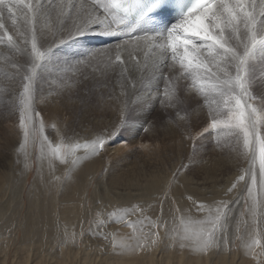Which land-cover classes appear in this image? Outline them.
<instances>
[{"label":"snow or ice","instance_id":"1","mask_svg":"<svg viewBox=\"0 0 264 264\" xmlns=\"http://www.w3.org/2000/svg\"><path fill=\"white\" fill-rule=\"evenodd\" d=\"M258 61L264 62V0H0V120L13 121L15 162L26 172L34 160L46 161L53 172L65 166L57 181H73L120 134L137 89L144 95L136 101L158 103L193 154L212 141L215 150L235 154L238 166L247 165L210 203L180 190L188 164L158 175L148 198L130 207L108 211L97 190L95 207L80 205L88 214L79 232L65 227L59 243L75 246L87 237L113 257L163 245L203 258L232 251L234 236L246 257L264 264V77L257 76ZM110 77L120 89L108 97L119 105L110 129L82 140L67 131L65 120L46 124L41 105L55 97L83 106L91 90L81 95L82 86ZM116 226L130 232L108 231Z\"/></svg>","mask_w":264,"mask_h":264},{"label":"bare ground","instance_id":"2","mask_svg":"<svg viewBox=\"0 0 264 264\" xmlns=\"http://www.w3.org/2000/svg\"><path fill=\"white\" fill-rule=\"evenodd\" d=\"M63 50L67 51V46ZM257 76L264 77V62H257ZM105 83L107 87L104 86ZM159 87L162 91V82ZM88 89L91 90V98L89 103L83 106L80 103H71L67 98L58 100L55 97L47 105H41L40 111L46 124H50L58 117L67 122L69 133L75 130L76 126H80V131L85 127V130L88 129L92 134L110 129L111 124L119 120V105L108 98L113 89L115 95L119 94L116 78L110 77L107 81L104 78L90 79L82 86L81 95ZM129 91H133L130 86ZM135 92L136 94L130 97L132 103L129 106L127 123L123 127L127 142H123L122 146L109 147L103 152L104 157L100 154L88 160L71 182L55 179L64 175L65 166L58 164L53 172L48 168L46 161L41 163L37 160L36 176L25 196L23 193L29 183L31 171L26 172L22 163L14 168L12 158L0 151V204L5 201L2 194L4 185L13 173L17 191L12 199H15L18 215L25 211L22 222L14 220L7 235L4 234L6 225L0 227V264H255L251 258L244 255L242 242L235 240L234 236L232 251L213 252L203 258L194 256L189 249L181 250L178 247L170 249L163 245L136 256L113 257L110 248L105 249L102 242L90 241L87 237L82 244L78 243L75 246H62L59 243L65 227L69 231L75 229L79 232L80 224L88 214L87 208H81L80 205L92 204L95 207L97 190L102 188L106 180L109 183L108 186L104 185L106 191L103 186L102 195L104 203L108 206L107 210L111 211L114 206L130 207L137 201L147 199L146 193L152 188L158 175H167L186 163L184 157L177 161L172 157L168 158L164 152L161 153L162 150L158 151V144L155 153L149 155V144L146 142L149 136H154L152 142L162 139L161 137H165L164 140L169 138L171 141L174 137L178 138L179 134L168 126L167 116L158 103L153 101L152 104L144 106L142 102L136 101V95H144L143 90L137 89ZM154 92L155 89L153 94ZM98 98L99 100L105 98L102 101L104 104L100 105L98 102L96 104V101H93ZM85 119L86 125L83 123ZM108 119L111 124L107 126ZM2 124L0 121V125ZM147 127L148 132L142 133ZM48 128L50 129L46 128L45 131L53 130L51 127ZM0 136L5 141L7 149L16 144L17 136L12 126L0 128ZM142 145H146L147 148ZM130 159H133L134 163L128 165ZM227 168L228 166L219 173L212 174V177H217L218 183L229 181L233 173ZM94 183L96 186L90 194V188ZM181 183L184 185L181 191L210 203L208 196L206 198L203 194L206 180L190 181L188 175H183ZM3 208H0L1 215L4 212ZM108 231H118L121 235H127L130 229L116 226ZM20 234L23 235L21 242Z\"/></svg>","mask_w":264,"mask_h":264},{"label":"rangeland","instance_id":"3","mask_svg":"<svg viewBox=\"0 0 264 264\" xmlns=\"http://www.w3.org/2000/svg\"><path fill=\"white\" fill-rule=\"evenodd\" d=\"M100 97V96H99ZM99 100V98L97 99ZM96 99L93 101H96L95 103L97 104V102L102 105L104 104L102 101L105 100V98L103 100H99L97 101ZM167 120V119H166ZM3 122L2 125H0V128H5L7 127V125H10L13 127V121L12 120H0ZM107 122V126L109 124H111V122L109 123V119L106 120ZM84 125L87 124V119L84 120ZM116 122H113L110 126V128L115 124ZM49 124V123H48ZM47 129H50L48 127H46ZM149 127H147L148 129ZM80 126H76L75 127V131L77 133H79L81 139H90L92 137H94L96 134H92L91 131H89L88 129L85 130V127L83 129V131H80ZM148 131L142 130V133H147ZM45 135H47L50 139H52L53 141L56 140V134H54L53 130H47L45 131ZM162 139L156 140L154 142V136H149V138L146 140V142L149 144V155H151L152 153H155V148H156V144H158L159 146V150L161 151V153H165L168 158L172 157V159H180L183 158L186 159V163L189 165V169L188 171H186L184 173L185 175H188V179L193 180V181H200L202 182L203 180L207 181V184L205 185V189L203 194L206 195V198L208 196V200L211 202V200L213 198L219 199L223 196V192L224 189H226L228 186H230L231 182H233V180L235 179V177L238 175L239 172V167H245L247 166L246 164H244L243 162L240 163V165L238 166L237 163L235 162V154L229 153L227 151L225 152H219L217 150L214 149L213 147V143L212 141H206L205 142V146L204 147H200L197 149V151L193 154L191 152V150L189 148H186L184 146H182L181 144V138L178 135L177 137H174L171 141L170 139H165V137H161ZM164 140V141H163ZM12 142L13 139H11ZM16 144H12L10 149H7L5 146V141L1 139L0 136V151L3 154H6L7 156L12 158V164L14 165V168L16 167V156H15V148L17 146L18 143V137L15 140ZM123 142H127V135L124 132V129L122 128V130L120 131V134L116 136V138L111 141L109 143V145H106V149H108L109 147H114V146H122ZM199 143V142H198ZM106 149L103 151L105 152ZM29 151H32V149L30 148ZM101 152V155L104 157V153ZM38 154V149L36 151V153H34V155ZM133 159H130L127 164L129 165L130 163H134ZM136 165V164H135ZM227 168V170L232 171L233 175L232 178L229 179V181L227 182H221L218 183L217 182V177H212V174H217L220 172V170ZM36 170H37V160L33 161V167L31 170V177L29 180V183L27 184V187L24 190L23 195L26 196V193L28 192V189L30 188L31 184H32V180L34 179V177L36 176ZM13 171V170H12ZM171 171V170H170ZM15 175L13 176V173L11 174V176L9 177L8 181L6 182V184L4 185V190L2 191V194L4 195V203L0 204V208L4 209L3 214H0V227L3 225H6V230L4 232V234H8L9 230L11 229L10 227L14 224V220L16 222H22L23 217L25 215V211L22 212L20 215H18V211H17V207H16V203H15V199H12V197L14 196V194L17 191V182H16V178H14ZM108 180L105 181L106 186L107 183H109ZM103 185V186H104ZM94 186H96V183L93 184V186L90 188V194L93 193V189ZM102 188H99V192L101 194L102 193ZM106 186H104L105 191L107 190ZM100 187V186H99ZM240 189H243V183L240 185ZM106 193V192H105ZM235 195V194H234ZM12 199V200H11ZM237 209V219L239 218V211L241 210V206H235ZM87 228V227H86ZM243 230V229H242ZM22 237L23 235L20 234L19 237V241H22ZM98 242V241H95Z\"/></svg>","mask_w":264,"mask_h":264}]
</instances>
